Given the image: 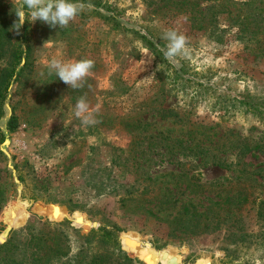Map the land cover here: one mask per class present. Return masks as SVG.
I'll return each instance as SVG.
<instances>
[{
  "label": "rangeland",
  "instance_id": "rangeland-1",
  "mask_svg": "<svg viewBox=\"0 0 264 264\" xmlns=\"http://www.w3.org/2000/svg\"><path fill=\"white\" fill-rule=\"evenodd\" d=\"M75 2L83 10L66 28L26 20L17 35L15 10L23 0H0L10 22L4 49H16L26 31L32 60L1 107L0 264H13L14 255L28 259L23 243L30 233L61 230L65 222L80 235L111 232L142 264L153 263L124 249V234L173 251L181 264H264V19L256 45L245 42L250 36L240 41L243 33L223 19L221 41L195 31L162 0ZM167 29L188 38L186 58H164ZM53 58H87L95 66L84 87L71 89L49 75ZM81 96L99 121L94 126L74 116ZM13 112L19 126L9 132ZM33 196L44 217L22 213L14 226ZM211 200L238 212L241 235L227 225L181 232L191 227L184 209L201 212ZM59 207L63 217L50 220L46 212ZM77 214L97 225L84 232ZM66 235L76 242L74 231ZM107 244L97 248L112 251Z\"/></svg>",
  "mask_w": 264,
  "mask_h": 264
},
{
  "label": "trees",
  "instance_id": "trees-1",
  "mask_svg": "<svg viewBox=\"0 0 264 264\" xmlns=\"http://www.w3.org/2000/svg\"><path fill=\"white\" fill-rule=\"evenodd\" d=\"M162 1L170 9L168 10L170 13L175 12L178 15H183L193 30L208 34L217 41H221V37H223L221 29H219V19H223L227 21L228 27L237 28L239 34L243 33L239 37L240 41H244V37L250 36L245 42H256V45L260 42V39L254 40V38L259 34V23L264 19V0H246L244 2L235 0ZM9 24V14L5 10H0V118L3 113L1 107L11 84L21 76L24 70L31 69L32 67L30 46L28 45L26 31H23L20 37V44L16 49L13 48L10 52L4 49L5 43L10 42ZM22 44L25 45L24 51L22 50ZM4 60L7 61L3 67L2 62ZM21 62L23 64L20 66ZM18 120V117L13 112L7 121V130L9 132H14L18 128ZM253 172L247 171L250 176ZM230 205L225 200H211L210 206L201 212L197 211L194 207H191V211L185 208L184 212L189 214L187 221L191 227L189 230L183 229L181 232L203 233L206 230H210V228L227 225L230 232L241 235L242 232L238 231V221H236L239 216L238 212L233 211ZM42 209L43 207L40 205L39 198L33 196L27 205H23L18 219L14 221V226L21 223L22 213L43 216ZM146 212L155 221H161V218L157 214L152 213L150 210ZM47 213L49 217L57 218L56 220H59L64 215L60 207L55 212L47 211ZM258 215L261 219L263 218L262 221L264 222V209L259 210ZM74 219H78L76 222L82 227L91 225V222L82 215L77 214ZM24 229L27 230V233L33 230V227L28 225ZM60 229L53 228V230L47 232L42 231L39 235L30 233L29 238L23 243L24 252H29V255L27 253L28 259L25 256L18 259L16 258L17 255H14L13 264H142L141 262L130 259L120 250L122 246L117 241V237L111 232L99 229L90 230L87 235H80L79 231L70 227V223L68 222L63 223ZM68 230L74 231L76 234V242L69 239L66 235ZM13 234L16 235L15 232ZM122 240L124 249L135 254L141 260L148 258L153 264H167L169 260L175 258L177 264H181L180 257L174 254L173 251H155L149 244L142 243L138 237L131 234H124ZM107 243H111L112 245H110L114 247L112 251L103 252L97 248V244L108 245ZM94 244L95 247L93 246ZM73 245H77V248L76 253L71 256ZM164 253L166 254L163 258ZM197 264L203 263L198 262Z\"/></svg>",
  "mask_w": 264,
  "mask_h": 264
},
{
  "label": "clouds",
  "instance_id": "clouds-1",
  "mask_svg": "<svg viewBox=\"0 0 264 264\" xmlns=\"http://www.w3.org/2000/svg\"><path fill=\"white\" fill-rule=\"evenodd\" d=\"M83 7L75 0H23V6L17 7L15 10L18 22L14 23L13 29L19 35V30L26 20L30 23L39 20L52 28L58 25L60 29H63L77 17ZM161 38L167 42L166 49H162L166 60L177 62L178 58L188 56V38L184 34L176 29H167L162 33ZM94 66L95 62L87 58L75 61L53 58L48 63V70L49 75L54 73L60 81L71 89H79L84 87ZM74 116L85 127L99 123L90 112V105L86 96L77 99L74 105Z\"/></svg>",
  "mask_w": 264,
  "mask_h": 264
},
{
  "label": "water",
  "instance_id": "water-1",
  "mask_svg": "<svg viewBox=\"0 0 264 264\" xmlns=\"http://www.w3.org/2000/svg\"><path fill=\"white\" fill-rule=\"evenodd\" d=\"M76 221H78V219H74V222H75L77 225H79ZM96 225H97V224L93 222V223H91L90 226H84V227H83V230H84V232H87L89 227H95ZM126 243H127V242H126ZM149 246H150V245H149ZM165 254H166V253L163 254V258L165 257ZM141 261H142V260H141ZM142 262H143V261H142ZM143 264H144V262H143ZM167 264H177L176 259H175V258H172L171 260L168 261Z\"/></svg>",
  "mask_w": 264,
  "mask_h": 264
},
{
  "label": "bare ground",
  "instance_id": "bare-ground-1",
  "mask_svg": "<svg viewBox=\"0 0 264 264\" xmlns=\"http://www.w3.org/2000/svg\"><path fill=\"white\" fill-rule=\"evenodd\" d=\"M52 206H54V205H51L50 207H52ZM46 214L48 215L47 212H46ZM48 217H49V215H48ZM49 219H50V220H53V221H57V220H56L57 218H54V217H49Z\"/></svg>",
  "mask_w": 264,
  "mask_h": 264
}]
</instances>
